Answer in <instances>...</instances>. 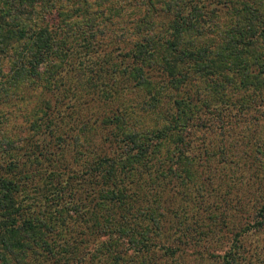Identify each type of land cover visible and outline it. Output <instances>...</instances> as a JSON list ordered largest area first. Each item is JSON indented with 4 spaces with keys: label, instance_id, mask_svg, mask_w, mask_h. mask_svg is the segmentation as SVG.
I'll use <instances>...</instances> for the list:
<instances>
[{
    "label": "trees",
    "instance_id": "trees-1",
    "mask_svg": "<svg viewBox=\"0 0 264 264\" xmlns=\"http://www.w3.org/2000/svg\"><path fill=\"white\" fill-rule=\"evenodd\" d=\"M66 1L71 7L68 14L65 9L60 11L61 22L55 21L53 26L48 22L52 21L49 15L65 8L62 0H0V75L3 76L1 66L7 61L9 83L27 82L37 87L49 70L47 67L55 66L47 74L46 86L43 85L45 94L50 96L46 97L47 110L53 108V113L59 103V88L68 100L76 95L86 96L80 106L94 104L104 97L119 100L125 90L144 89L148 97L133 102L139 111L154 110L159 102L167 104L166 111L159 114L153 125L139 127L129 122L133 109L129 112L127 108L115 107L109 115L95 110L101 120L94 119L91 125H100L107 133L106 140L96 143L89 139L85 144L71 135L75 139L71 163L50 160V152L41 150L38 144L35 148L34 144L31 152L38 156V159L35 156L36 164L40 166L35 168V174L44 181L41 182L44 188L41 191L37 188L36 195L26 193L28 173L23 174L19 161L0 160V264H154V254L174 258L178 246L162 242L161 230L167 218V206L170 211L178 209L181 195L177 180L183 188L192 186L194 195L183 198L195 200L193 209L201 210L204 204L201 205L199 194H210L212 189L207 184L215 174L211 160L202 158L195 184L191 180L193 173L181 163L183 159L190 160L185 154L189 144L183 139L196 130L193 127L196 125L189 123L191 102L177 96L183 90L182 85L190 81L191 72L208 74L205 70L216 66L219 59L215 55L221 52L240 77L238 81L230 78L234 84L248 88V92L264 89V59L256 55L260 49L258 40L264 34V20L251 11L244 19L242 34L237 27L232 28L240 36L239 41L224 43L223 39H216L208 44V27L204 25L199 1L186 5V0H131L150 14L135 21L136 33L132 32L129 41L124 32L116 34L112 42L129 43L126 51L119 54L122 49L119 44L105 51L98 46L102 42L97 39L105 35V29L100 28L97 19L109 16L105 4L110 0H93L102 9L92 5L91 0ZM158 14H164V21L156 24L154 19ZM156 25L159 31L154 33ZM76 31L83 35L82 41L68 46L64 36ZM98 53L102 55L96 59L90 57ZM61 54L59 61L53 60ZM243 55H250L257 69L238 71ZM71 57H84L90 63L80 67L77 79L63 74ZM203 82L205 85V78ZM196 91L200 98V89ZM70 106L75 104L72 102ZM50 118L44 116V120ZM42 123L32 129L39 130ZM81 124L82 130L88 128L87 117ZM47 133L53 134L52 129ZM49 140L53 141L49 142L52 147L64 149L66 139L62 135ZM3 142L0 151L14 147L12 142ZM42 157L47 161L44 167ZM21 181L26 183L21 186ZM252 218L253 221L243 225V233L264 227V201L256 207ZM186 220L178 223L185 225L178 229L185 234L190 228ZM237 237L238 234L223 254V264L237 263Z\"/></svg>",
    "mask_w": 264,
    "mask_h": 264
},
{
    "label": "rangeland",
    "instance_id": "rangeland-1",
    "mask_svg": "<svg viewBox=\"0 0 264 264\" xmlns=\"http://www.w3.org/2000/svg\"><path fill=\"white\" fill-rule=\"evenodd\" d=\"M62 1L65 8H59L60 6L57 4L59 9L49 15L52 21L49 19L48 22L51 25L54 24L53 26L56 24L55 21L61 22L60 11L65 9L68 14L71 8L66 0ZM193 1L186 0V5H192ZM197 1L201 5L199 9H201L205 21L204 25L208 27L206 31L208 44L215 43L216 39L217 41L223 39L224 43L239 41L240 36L232 28L237 27L241 33L244 28V19L247 15H251V11H256L255 14L264 20V0ZM134 2L122 0L120 3L118 0H110L105 4L109 10V16L105 18L99 16L97 19L101 24L100 28L105 29V35L97 39L102 42L98 43L101 51L113 50L119 44L122 49L118 53L121 54L129 47V43L127 45L126 43H114L116 34L124 32V37L128 38L129 41L133 38L132 32L136 33L135 21L146 13L150 14L144 10L143 6L136 7ZM71 3L73 2L71 1ZM91 3L97 9L103 7L96 6L93 0ZM163 17L164 14L155 16L156 24L164 21ZM58 31L61 33V28ZM158 31L159 28L156 25L153 32ZM82 37L83 35L78 31L64 36L68 46L69 44L79 45L78 42L83 39ZM241 40L245 39L242 38ZM258 41L260 49L256 55L260 59H264V34ZM71 47L74 48V45ZM9 52L13 51L10 50ZM98 55L102 54H92L90 57L96 59ZM62 56L61 54L52 59L59 61ZM215 56L219 59V62L215 63L216 66L207 68L205 71H208V74H200L193 70L189 75L190 81L182 85L183 90L177 96H183L186 101L191 102L192 107L188 110V113H191L189 123L196 125L193 126L196 130H193L192 134L190 133L186 139H183L188 141L189 145L187 149L185 148V154L189 156L190 160L183 159L181 163L193 173L191 180L196 184L197 170L201 168L199 160L208 157L212 163V168H210L215 170L214 176L207 184L209 190L212 189V191L208 196L205 193L203 196L199 194L201 198L199 201L202 203L201 205H204L201 210L198 208L194 210L192 205L195 200L192 202L191 198H188L189 200L186 197L183 198L185 195H194L192 186L187 185L183 188L177 180L178 187L184 194L182 195L179 191L181 197L178 198V209L170 211L168 206L165 209L167 218L165 217L164 224L162 223L161 241H169L173 246H178V251L174 258L154 254V259L152 258L156 262L154 264H223L222 256L230 249L232 239L237 234L236 264H264V227L255 228L249 233L241 231L245 223L253 221L252 216L256 207L264 201V89H258V93L254 92L253 89L248 92V88L239 87L237 82L234 84L230 79L231 77L237 81L240 79L235 74L236 68L226 63L223 52ZM6 59L9 60V58ZM70 60L65 66L67 70L63 71V74L67 76H77L80 67L84 68L90 64L84 57L81 59L71 57ZM239 60L241 67L238 68V71L241 68L240 72L243 68L252 70L258 67L253 63L250 55H243ZM10 62L13 64L11 60ZM54 67L48 66L47 69L49 70L44 74V78L40 80L37 87H34L27 82L12 85L9 83L11 80L7 79L10 74V63L6 61L1 66L3 76L0 75V83L3 85L0 88V145L7 140L12 142L14 147L1 150L0 157L1 155L2 157L0 160L4 162L8 159L19 161L23 174L28 173V177H30L26 178V181H29L26 193L33 195H36L35 190L37 188L40 191L44 188V183L41 184L44 181L35 174V168H40V166L36 164L38 156L31 152L34 144L35 148L38 144L41 150L47 149L50 152V160L58 159L61 164L71 163L70 158H72L74 151L72 141L75 143V139H72L71 135H76L77 141L85 144L90 140L96 143H102L106 140V131L101 130L100 125H91L94 119L101 120V117L94 113L95 110L98 113L102 111L109 115L110 110L115 107L127 108L129 112L133 109L134 114L129 118V122L142 127L153 125L159 119V114L166 111L167 107L164 102H159L154 110L146 113L139 111L140 108L135 106L133 102H139L147 96V93L143 91L144 89L140 88V90L133 92L123 91L119 100L113 101L104 97L101 101H95L94 104L88 103V105L80 106L79 103L86 96L76 95L73 100H68V97L65 98L63 95L64 91L59 88L57 89L60 93L59 103L56 106H54L55 103L52 104L56 108V112L53 113V108L47 110L46 107V99L50 96L44 92V86H46L44 83L47 74L51 73ZM203 77L206 79L205 85L207 86L204 85ZM75 78L77 79V77ZM203 85L204 87H202ZM197 88L200 89V98H198ZM202 101L210 103L211 106L207 107ZM72 102L75 107L70 106ZM241 103L247 104L242 107ZM44 116L52 118L44 120ZM85 117L89 120V126L82 130L80 128L81 121ZM37 123H42V127L34 131L32 127ZM51 129L53 134L47 133ZM56 135H62L66 139L65 145H63L65 150L62 147H52L49 143H53L49 139ZM80 148L83 149L84 147L80 146ZM41 162L42 167L47 165V161L43 157ZM1 170L4 171L5 169L2 168ZM25 183L21 181V186ZM168 204L171 206V202ZM183 211H185L184 216ZM195 211L197 212L194 213ZM185 218H188L186 222L189 223L188 226L190 227L187 229V234L178 230L185 226L181 223L178 224L180 220L184 221ZM169 221L170 224L168 225ZM167 226H171V229L169 230ZM91 241L94 240L91 239ZM83 246L85 244L81 248ZM152 254L153 252H151L149 259ZM30 259L32 258L27 260Z\"/></svg>",
    "mask_w": 264,
    "mask_h": 264
}]
</instances>
